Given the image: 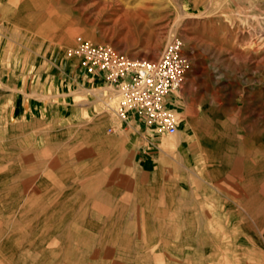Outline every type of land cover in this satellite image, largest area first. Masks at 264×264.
Here are the masks:
<instances>
[{
  "label": "rangeland",
  "instance_id": "374dc122",
  "mask_svg": "<svg viewBox=\"0 0 264 264\" xmlns=\"http://www.w3.org/2000/svg\"><path fill=\"white\" fill-rule=\"evenodd\" d=\"M20 5L24 8L18 13ZM135 6L144 9L143 15L121 24V10ZM78 36L145 60H157L169 43L181 41L189 68L169 101L179 119L176 134L159 142L136 122L146 136L137 144L138 155H154V160L159 155L155 162L161 163L166 154L164 165L177 167L176 150H184L181 164L202 181L185 185L191 214L188 222L174 221L182 251L167 250L168 262L260 264L239 249L264 252L263 0H0V82L18 85L8 98L3 92L0 102V243L12 229V212L23 207L22 193L44 186L28 180L56 166L63 168L62 175L77 165L80 176L109 175L114 162L106 158L112 154L102 143L115 135L132 137L129 120L115 112L119 93L78 69L79 59L72 55ZM59 68L77 80L56 87L49 75ZM22 84L35 107L52 111L55 119L39 114L38 119L8 121ZM98 88L103 89L95 92ZM216 149H223V160H212ZM157 225L152 219L149 229ZM132 234L136 240L138 233ZM59 235L70 247L68 226ZM80 243L75 244L80 254L89 253V246Z\"/></svg>",
  "mask_w": 264,
  "mask_h": 264
},
{
  "label": "crops",
  "instance_id": "0c3cea01",
  "mask_svg": "<svg viewBox=\"0 0 264 264\" xmlns=\"http://www.w3.org/2000/svg\"><path fill=\"white\" fill-rule=\"evenodd\" d=\"M49 76L54 77L56 87L62 82L71 85L77 80L71 71L60 68ZM25 85L22 84L21 91L17 90L18 95L7 113L8 121L35 119L39 114L55 119L52 111L49 114L47 109L35 107L36 102L26 95L28 87ZM17 88L14 83L0 82V102L4 100L3 92L8 98ZM136 122V119H129L131 138L115 135V139L103 141L106 151L112 154L106 158L114 162L109 175L80 176L78 165L69 175H62L63 168L56 166L28 180L30 184L44 186L22 193L23 207L12 212L9 218L12 229L5 234V244L0 243V264L35 261L39 264H169L170 256L166 251H182L179 250L181 241V246L175 241L178 237L175 232L180 230L174 221L181 217L189 221L191 198L185 192V185L202 181L195 180L194 173L181 164L184 150H176L180 157L177 167L174 163L164 165L166 154L161 163L155 162L160 159L159 155L156 160L154 155H138L137 144L146 141V136ZM108 132L113 134L115 129L109 128ZM163 137L155 139L161 142ZM68 183L71 186H65ZM67 217L70 221L64 224ZM152 219L158 223V229L153 231L149 229ZM66 226L72 240L70 247L63 246L59 235ZM133 232L138 233L136 240ZM150 237L154 242H149ZM182 239L185 241L186 237ZM76 243L89 246V253L81 255ZM22 246L27 249H20ZM35 251L37 256L33 255Z\"/></svg>",
  "mask_w": 264,
  "mask_h": 264
},
{
  "label": "built area",
  "instance_id": "2783aa9c",
  "mask_svg": "<svg viewBox=\"0 0 264 264\" xmlns=\"http://www.w3.org/2000/svg\"><path fill=\"white\" fill-rule=\"evenodd\" d=\"M72 55L78 69L119 93L116 115L140 121L150 138L174 135L179 119L168 99L182 85L189 68L180 40L169 43L157 60L133 59L109 46L78 36Z\"/></svg>",
  "mask_w": 264,
  "mask_h": 264
},
{
  "label": "bare ground",
  "instance_id": "6f19581e",
  "mask_svg": "<svg viewBox=\"0 0 264 264\" xmlns=\"http://www.w3.org/2000/svg\"><path fill=\"white\" fill-rule=\"evenodd\" d=\"M264 1V0H263ZM117 2V1H116ZM130 2H132V1H130ZM250 3V2H249ZM210 4V3H209ZM128 5H130L129 3H128ZM123 8L124 6H120V8ZM138 6H135V7H132V8H125V9H123V10H121V9H119V10H121L122 11V14L120 15V18H121V24H122V21L123 20H127V19H131V18H135V17H139L140 15L142 16L143 14V8H141V6L140 7H138ZM24 8V6H22V5H20L19 7H18V9H17V11H18V13H20L21 11H22V9ZM119 8V7H118ZM207 8V7H206ZM121 11H119V12H121ZM117 15H118V13H117ZM250 16H253V18L256 20V21H261V19L262 18H260V17H258V16H256V14H250ZM247 17V16H246ZM119 18V19H120ZM223 18H224V16H223ZM142 20H143V18H141ZM116 20V19H115ZM224 20V19H223ZM124 24V23H123ZM212 24H213V22H212ZM224 24V23H223ZM214 25V24H213ZM117 27H118V25H117ZM254 29V28H253ZM213 31V30H212ZM229 32V31H228ZM255 32V31H254ZM228 34V33H227ZM257 34V33H256ZM229 35H231V34H229ZM232 36V35H231ZM214 37V36H213ZM237 38V37H236ZM238 39V38H237ZM255 39V38H254ZM228 40V39H227ZM236 40V39H235ZM252 42V41H251ZM204 43V42H203ZM236 43V42H235ZM238 43V42H237ZM255 43V42H254ZM225 44V43H224ZM249 44V43H248ZM234 47V46H233ZM241 48H243V47H241ZM217 49V48H216ZM229 49H232V48H229ZM239 49V48H238ZM262 49V48H261ZM237 50V49H236ZM258 50V49H257ZM213 51V50H212ZM232 51V50H231ZM232 53V52H231ZM237 53V52H236ZM154 54V53H153ZM250 55V54H249ZM258 56V55H257ZM154 57H155V55H154ZM260 58V57H259ZM251 60V59H250ZM250 60H248V61H250ZM255 64V63H254ZM253 64V65H254ZM223 85V84H222ZM100 89H103V88H98V89H95L94 91L95 92H99L100 91ZM104 90H106V89H104ZM110 90V89H109ZM93 91V90H92ZM103 93H104V91H103ZM101 94H102V92H101ZM114 94V93H113ZM256 94V93H255ZM100 95V94H99ZM252 105V104H251ZM171 137H173V135H171ZM174 140V139H173ZM211 157H212V160L213 161H215L216 159H221V160H223V158H224V152H223V149H216L213 153H212V155H210ZM209 159V158H208ZM196 190V189H195ZM252 222V221H251ZM257 227V226H256ZM245 247V246H244ZM236 248H240V246H236ZM239 250H241V252H243V254H241V255H244L245 254V256L247 257V258H249V259H255L256 257L258 258V261H259V263L260 264H264V252H261V254H259V253H257L256 252V250H255V248L254 247H252L251 246V248L249 247V246H246V249L244 248L243 249V247L241 248V249H239ZM257 253V254H256ZM256 254V255H255Z\"/></svg>",
  "mask_w": 264,
  "mask_h": 264
}]
</instances>
